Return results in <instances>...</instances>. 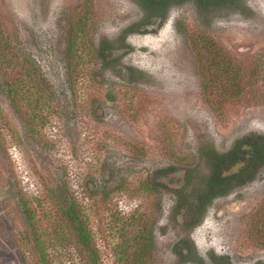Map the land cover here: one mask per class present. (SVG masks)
I'll list each match as a JSON object with an SVG mask.
<instances>
[{"label": "rangeland", "instance_id": "obj_1", "mask_svg": "<svg viewBox=\"0 0 264 264\" xmlns=\"http://www.w3.org/2000/svg\"><path fill=\"white\" fill-rule=\"evenodd\" d=\"M142 14L135 0H0V83L20 90L12 104L0 84V264H176L181 238L203 264H264L250 229L264 164L194 227L171 213L185 170L203 168L201 142L222 152L264 134V0L204 15L173 2L119 39ZM29 58L45 83L28 80Z\"/></svg>", "mask_w": 264, "mask_h": 264}, {"label": "trees", "instance_id": "obj_2", "mask_svg": "<svg viewBox=\"0 0 264 264\" xmlns=\"http://www.w3.org/2000/svg\"><path fill=\"white\" fill-rule=\"evenodd\" d=\"M181 0H135L142 10V19L139 22L131 24L127 29L123 30L119 39L127 32H134L139 26L144 24V19L150 17L163 18L167 6L173 2ZM194 2L197 14L204 15L212 7L221 4H231L234 0H192ZM0 48H3L1 46ZM98 57L102 62H106L110 55V46L104 41L99 44L97 49ZM30 68L26 73L28 80L35 79L38 83H45L40 75L38 67L32 58L25 61ZM10 63V61H9ZM34 66V67H33ZM131 71L130 67H125ZM141 74L140 71H135ZM2 91L7 100L14 104V98L17 97L18 83L15 85H5L0 83ZM21 85H24L21 81ZM198 154L203 162V168L199 175L192 177L193 168L186 169L184 172L183 182L180 187L174 189L175 200L171 208V213L175 218V214L181 213V222L183 229L194 227L199 221L200 215L203 213L205 206L211 198L215 196L225 195L233 187L242 184L251 179L258 168L264 164V134H251L236 139L232 145L225 151H216L208 142H201L198 145ZM234 168L233 170H230ZM161 169L159 172H162ZM22 211L28 220L31 216L30 209L22 202ZM69 222L73 224L74 231L80 244L88 245V234L84 229L81 221L78 219L73 204H67L62 207ZM264 218V217H263ZM250 229L254 233L264 236V220H255L250 224ZM264 244V238L260 241ZM174 254L176 264H182L185 261H192L194 264H203V260L195 253L192 243L186 238L176 241L171 248ZM214 258V257H213ZM219 264H229L224 257H218ZM223 260V261H222ZM45 263V261H41ZM214 262V261H212Z\"/></svg>", "mask_w": 264, "mask_h": 264}]
</instances>
